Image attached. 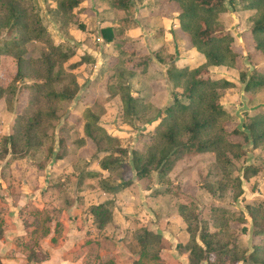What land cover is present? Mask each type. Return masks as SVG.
I'll list each match as a JSON object with an SVG mask.
<instances>
[{"label": "trees", "instance_id": "obj_1", "mask_svg": "<svg viewBox=\"0 0 264 264\" xmlns=\"http://www.w3.org/2000/svg\"><path fill=\"white\" fill-rule=\"evenodd\" d=\"M52 1L54 4L51 5L50 11L60 21L61 28L85 29L83 20L78 19V16L86 13V0ZM95 1L105 15L111 14V23L102 25L100 29L103 39L110 41L116 38L112 26L128 27L133 20L135 6L143 0ZM234 1L164 0L163 9L166 14L188 35L189 45L203 54V60L195 66L177 65L174 54L164 43L155 46L151 53H143V48L139 46L117 45L116 62H122V65L124 56L129 60L141 53L150 55L137 65L138 70L143 73L153 61L150 58L152 54L158 62L166 65V78L174 85L182 87V95L187 99L183 101L178 95H174L172 102L166 105L162 115L151 127V136L147 137L148 140L143 143L141 149L133 151V168L136 177L146 181V184L141 181L144 187L151 182V170L159 169L161 173H166L184 154L213 151L227 180L236 188L235 196L243 192L241 177L231 175L226 168L230 157L240 153V144L229 139L228 134L239 130L226 129V125L221 121L224 108L219 101L220 89L233 85V82L223 75L215 76L210 73V66L233 65L236 62L237 54L230 45L232 35L219 17L220 13L228 9L227 2ZM241 2L244 8L253 10L246 38L253 42V48L264 55V0ZM2 28L7 30V36L2 38L3 43H0V54L11 55L12 58L10 66L2 68L0 73V99H4L6 108L14 113V118L12 132L2 137L0 157L5 158L11 153V158H14L20 157L44 141L50 139L52 142L54 126L65 110V104L79 90V82L72 72L75 68L93 61L94 57L86 51L78 50V47L76 50L67 49L62 43H55L37 11L34 0H0V30ZM30 40L45 44L46 48L39 56L27 55L25 45ZM77 52V58L68 61ZM126 65L130 72L136 70L131 63ZM67 76L68 83L58 88L56 85ZM116 77L115 75L117 80ZM27 78L30 80L22 82ZM239 78L244 82L247 91L264 89V69L254 67L250 71L240 70ZM116 80L110 81L108 78L104 81V94H95L96 91H91V88L84 93V135L76 137L73 141L74 144L81 145L85 142V137L90 139L95 145L96 153L105 152L103 156H97L100 166L113 171L114 167L120 165V160L113 157L114 148L110 149L109 142L118 140L119 137L108 132L100 122V116L105 111V101L118 94L126 118L139 115V110L150 105L140 90L134 91L129 83H118ZM243 126L246 129L245 140H249L254 146L264 142V110L248 115ZM63 128L64 124L60 126V130ZM103 143L106 144L105 147H102ZM53 149V144H50L42 162L49 160ZM116 149L126 151L121 146ZM249 167H245L244 173ZM250 171L256 172L257 167H252ZM217 181L221 182L219 179ZM127 182L132 181L129 179ZM101 186L108 192L120 188L119 185L106 183ZM205 187L209 193L213 190L211 184H206ZM177 194L188 199L186 203H180L178 206V213L186 222L188 238L185 243H177V247L187 250L189 264H202L203 260H206V264H237L239 261L243 264H264V207L247 203L246 215L242 210L234 211L226 205L211 203L207 208L208 217L203 218L202 211L197 212L193 196L189 197L182 191ZM113 204V200L109 199L90 205L89 210L97 228H104L112 220ZM233 223H238V226L234 227L236 231L233 229ZM136 227L139 232L135 238L141 248L147 250L150 245L155 247L151 253L148 250L146 257L156 261L161 246V234L145 226ZM248 229H251L254 237H258L250 249L238 239ZM36 232L34 229L27 240L30 245L28 258L37 257L38 252L32 246L37 243ZM0 264L9 263L0 259Z\"/></svg>", "mask_w": 264, "mask_h": 264}, {"label": "rangeland", "instance_id": "obj_2", "mask_svg": "<svg viewBox=\"0 0 264 264\" xmlns=\"http://www.w3.org/2000/svg\"><path fill=\"white\" fill-rule=\"evenodd\" d=\"M34 1L36 3L37 11L41 15L44 23L47 25L54 42L62 43L67 49L76 50L80 44V41H78L77 37L81 35V32H77L78 34L72 37L63 36L61 30L62 28L59 29L57 26V24L60 25V21H58L54 14H52L50 11V7L54 4V2L52 0ZM158 1L159 0H149L150 4L148 3V5H151L153 8L158 3ZM158 7L159 10L164 11L163 5H159ZM227 8L228 9L225 12L220 13L219 17L232 35V41L230 45L237 54L236 62L233 65H216V67L219 68L210 66V73L211 75L215 76L223 75L233 82V85L220 89L219 101L224 108L221 121L224 123V125H226V129L232 130L237 128L239 130V132L232 131L230 134H228L229 139L240 144L238 150L240 153L238 156L230 157V161L226 165V168L229 170L231 175H239L241 177V186L243 188V192L235 196L236 188L232 182L227 180L228 178L226 177V174L224 175L225 172L221 168L220 162L216 160V156L213 151L184 154L174 162L173 166H171V169H169L166 173H161L159 169H153L150 171L151 183H147V189L145 190H148L152 196H154V194L157 192H160L161 195L159 196V201H156V204H159L160 207L164 206L165 211H167V209H173L178 212L179 204L186 203L188 201L187 198H183L182 196L178 195V191L184 192L185 195L187 194L189 197L193 196L192 199L197 204V212L201 210L203 218L208 217L207 208L211 203L226 205L234 211H238V209L242 210L246 215L247 210L245 206L247 203L264 207V142L258 146H254L249 140H245L244 133L246 129L243 126L244 122L247 121L248 115L264 110V89L261 91H247L244 88V82H242L239 78L240 70L250 71L254 67L264 69V55L261 51L253 48V42L246 38V31L251 24L253 10L244 8L241 0H235L234 3L227 2ZM106 9L107 8H104V10ZM138 9L139 8L136 7L137 16L143 15L141 18L146 19V14H148V11L139 13L140 11L138 12ZM89 14L90 13H88V15ZM108 15L109 17L111 16V14ZM79 16L78 19H82L83 21L87 18L85 16H80V18ZM168 17H165V19L163 18L162 20L159 17H156L155 19L147 18L144 23L147 24V21H151L148 25H156L152 28L153 30L158 26L163 27V40L167 44L166 46L168 47L169 51L174 54V59L178 61L179 65L185 64V61H190L189 65L191 66L197 65L203 60V54L197 50L185 51L188 49L187 46H189V37L186 33H183L179 28H177L178 25H173L174 20L172 17ZM54 19H56V21ZM86 20H89L87 25H93L94 28H97L98 32H100V36H102L100 29L103 26H101L102 24L96 26V14L94 13V15L89 16ZM105 22L111 23L110 20H106ZM140 23H142V21ZM147 29L150 28H146V31ZM87 31V33H92L90 30ZM0 32V43H3L2 38L7 36V30L2 28ZM134 32H130V30L124 31L121 28L118 30V36L116 40L114 39L110 41L99 40L98 37L95 38V31H93L92 35H90L88 38H85L87 42L86 46H90L91 49L97 50L100 60L94 61V59L90 63L82 67H77L73 70L72 74L77 77L80 85L79 90L76 95L65 104V110L54 126L53 139H51L52 142L50 139L44 141L42 144L29 149L20 157L11 158V153H8L5 158L0 157V161H27L28 164L33 161H43L42 159L45 157L46 153H48V146L50 144H53L54 149L51 152L49 151L51 154L49 160L51 159V161H56L58 158L56 157L57 155L65 154L64 156L62 155L63 161H68V164L70 161H75L74 157L76 156L78 147L84 145V143L81 145H76L73 142L75 139H77L76 137H80L81 133L84 135V118L82 115L85 109L84 107L86 106L83 102V95L88 91L89 88L92 89L91 91H96L95 94H104V81L108 78L110 81L116 80V75V81L118 83H129L130 88L134 91L139 89L140 93L144 95L147 103L150 105L141 111L139 110V115H133L129 118H126L124 117L122 111V102L118 94L105 101V111L100 116V122L104 127H107L109 130L111 129L110 131L112 133H116L119 137L118 140L111 141L109 143L111 145L110 149L112 150L114 148L112 150V153L114 152L113 157H116L118 160H120V165L117 166V168L114 167V171L109 170V174H107L105 177H103V174L99 172H92L89 170L83 171L82 173L94 178L92 182L86 181L85 189L96 188V186L101 187L102 182L103 184L106 183L108 185L119 184V189L122 187L126 188L127 196H120V200L123 203L129 205L132 210H138L141 204L140 197L141 195H144V190L142 187L143 184L141 185L140 181L145 184L146 181L139 180L136 177V172L133 168L132 162L134 156L133 151L141 149L143 143L148 140L147 137L149 135L151 136V127H153L159 116L162 115L166 105L172 102L174 95H178L183 101H186L187 99L182 95V87L176 86L172 82L171 85L164 87L163 79L161 81L159 78L156 81H149L150 76L154 72L158 71V66L152 64L151 66L149 64V69H147L145 73L138 70L137 65H139V61H144L146 57L150 56L149 54L146 56L141 53L134 58H129V60H127L128 58H126V56L122 55L124 56V65H122V62H116L118 59V52L116 49L117 45H126L130 47L138 46V44L141 43V45L144 47V50H141L143 53L145 51L151 53L152 48L155 47V45L152 44L153 42L149 40L152 38H148L146 34H140V36H137L138 33ZM182 46L184 47L181 48ZM25 47L27 49V55L31 57L39 56L40 53L46 48L44 43L36 40L27 41ZM181 52L183 53L182 56L179 55ZM78 55L79 53L77 52L76 55H74L68 61L76 59ZM0 58L1 73L2 68L10 66L12 57L11 55H4L2 53L0 54ZM128 63H131V65L134 66L136 69L134 72H130V69H126V64ZM123 66L125 68H123ZM151 70L154 72L147 75V73ZM69 76L60 80L61 82L56 86L60 88L62 84L64 85L66 82L68 83ZM29 80L30 79L27 78L22 80V82ZM3 107L6 108V103ZM13 118V112L10 114L6 112V114H3L2 116L0 115V123L4 124L5 130L7 128L6 133L1 134L0 132V152L3 143L2 137L12 132ZM63 124L64 128L60 130V126ZM105 146L106 144L103 143L102 147ZM117 146L124 147L126 151L117 150ZM94 148L95 145L91 142L90 146L81 149V156H85L87 160L92 161V159H96L97 156L101 157L104 155V151L96 153L95 150L93 151ZM68 154L70 155L68 156ZM1 163L2 162H0V164ZM246 166L250 167L247 169V172L244 173ZM254 166L257 167V171L251 172L250 170ZM13 169H16V165L9 167L8 173L12 174ZM18 171L19 169H16L14 173ZM95 173H99L100 175H96ZM69 178L71 180L70 184L73 183L70 189H73L76 193L74 183L76 179L73 180L70 176ZM129 179L132 181V183H126V181ZM217 179H219L221 182L218 183ZM206 184L212 185L213 190L210 193L205 187ZM116 192L118 191L116 190ZM30 210L32 213L28 214L31 215L29 216V219L35 218L36 214H33L34 210ZM49 211L52 213L54 210L52 209ZM80 213L82 214L81 217L83 220L87 223H90V218L92 215H90L89 206L83 207ZM72 214L69 216V218L72 217ZM49 215V213H44L40 216L41 218H38L37 215V219H42ZM40 221H37L35 224L39 226L46 224L45 221ZM232 225L234 231H236V228L234 227H237L238 223H233ZM138 232V227L130 231H116L115 235H120L124 238V243L117 246V249L119 250L117 251L115 250L116 247L114 241L110 242L106 240L104 235L103 237L100 236V238L98 237L95 240L93 238L96 236L93 237L94 234L92 231L90 234H93V236L88 238L89 240H87V243L89 244L85 245L86 264H118L117 260L115 259L119 257V255H122V258H126L127 264H134V262L135 264H157L154 263V260H150L148 257H146L148 250L151 253L153 251L152 249L155 247L150 245L148 246L147 250H145L146 248L142 249L135 238ZM241 237L242 236L240 235L238 239L239 242L243 244ZM112 238L113 237H111V239ZM257 239V236L254 237V240ZM119 241L120 240L117 242ZM162 243L163 240H161L160 244ZM125 246L126 251L124 250ZM250 248L251 246H248V249ZM137 260H139L138 263Z\"/></svg>", "mask_w": 264, "mask_h": 264}, {"label": "crops", "instance_id": "obj_3", "mask_svg": "<svg viewBox=\"0 0 264 264\" xmlns=\"http://www.w3.org/2000/svg\"><path fill=\"white\" fill-rule=\"evenodd\" d=\"M148 3L150 4L149 0H143L142 3L135 6L133 20L128 27L113 25L114 37L117 38L118 30L122 28L124 31H136L134 33H138L137 36L146 34L148 38H152L149 40L155 46L161 43L167 45L163 40L162 26H158L153 30L152 28L156 25H148L151 21H147V24L144 23L147 18L155 19L159 17L162 20L168 17V14L165 11L159 10L158 7L159 5H163L164 0H159L153 8ZM85 4L88 8L86 13L81 14V16L88 18L95 13L97 18L96 26L109 24L105 22L106 20H111L109 15H105V12L97 6L95 0H86ZM136 7L139 8V13L148 11L146 19L141 18L143 15L137 16ZM88 13L90 14L88 15ZM86 19L83 21L85 30L70 28L67 31L63 28L61 29V26L55 23L62 30L63 36L72 37L77 35V32H81V35L77 37L78 41H80L78 50L90 53L94 57V61H99L100 56H98L97 50L86 46L87 42L85 38H88L95 31V38L98 37L99 40L104 39L100 36L97 28H94L93 25H87L89 20ZM141 21L142 23H140ZM176 24L174 21L173 25L177 26ZM146 28L150 29L146 31ZM87 30L92 31V33H87ZM138 46L144 50L141 43ZM187 47L188 49L185 51H196L190 45ZM182 54L181 52L179 55L182 56ZM150 58L153 60L151 64L158 66V71L154 72L151 70L152 72L147 73L148 75L154 72L150 76L149 81H156L159 78L160 81L163 79L164 87L171 85V82L165 75L166 65L158 62L152 54ZM175 61L179 65L176 59ZM189 63L190 61H185V64ZM3 106H5V102L1 98L0 115L2 116L6 112L10 114L11 111ZM105 128L108 132H111V129ZM0 132L1 134L7 132V128L6 130L4 129L3 123H0ZM82 135L81 133L80 136ZM91 142L90 139L85 137L84 145L78 147L76 156L74 155L75 161H70L69 164L67 163L68 161H63V157L57 158L56 161H51L50 159L44 162L33 161L30 164L27 161H0L2 162L0 164V259L9 264H86L85 245L89 244L87 240L93 234V237L96 236L93 238L95 240L104 235L106 240L110 242L114 241L115 250L119 251L117 246L124 243V238L120 235H115V232L122 230L130 231L139 224V226H145L147 229L159 233L162 236L161 240H163V243L160 244L159 256L154 263L189 264L187 250L177 247V243H185L188 238V233L185 230L186 222L175 210L167 209L165 211L164 206L160 207L159 204H156V201H159L160 192L152 196L148 190H145L147 186L144 187L141 183L144 195L140 197V208L134 211L129 205L120 200V196H127V189L124 187L117 190L118 192L115 191L116 193L105 191L102 186L85 189L86 181L92 182L94 178L85 175L82 173L83 171L99 172L103 174V177L110 172L108 169L100 166L97 158L89 161L85 156H81V149L90 146ZM15 165L19 171L14 173L16 169H13L12 174H9L8 168ZM69 176L73 180L76 179L74 182L76 193L73 189H70L73 183L70 184L71 180ZM109 199L113 200L114 209H112V220L104 228H97L92 217L90 218V223L83 220L81 217L82 214L80 213L83 207H90L91 204ZM30 209L36 212H33V214H36L35 218L29 219L31 215L28 214L32 213ZM52 209L54 211L50 213L49 210ZM44 213H49L50 215L42 219H37V215L39 218ZM71 214L72 219L69 218ZM90 215L92 214L90 213ZM37 221H45L46 224L39 226L35 224ZM34 229L37 230V243L32 246L38 253L37 257L28 258V246L30 245L27 244V240ZM92 231L93 234H90ZM241 236L243 245L251 246L255 241L251 229H248L246 233H242ZM111 237L113 238L111 239ZM118 240L120 241L117 242ZM124 250L126 251V246ZM115 260H117L118 264H127L126 258H122V255H119ZM203 261L202 264H206ZM237 264L243 263L239 261Z\"/></svg>", "mask_w": 264, "mask_h": 264}, {"label": "water", "instance_id": "obj_4", "mask_svg": "<svg viewBox=\"0 0 264 264\" xmlns=\"http://www.w3.org/2000/svg\"><path fill=\"white\" fill-rule=\"evenodd\" d=\"M204 263L206 262V261H203Z\"/></svg>", "mask_w": 264, "mask_h": 264}]
</instances>
